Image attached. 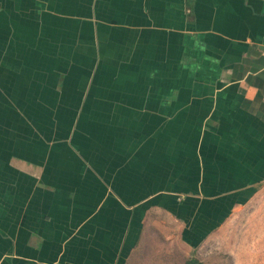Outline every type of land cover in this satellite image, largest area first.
Returning <instances> with one entry per match:
<instances>
[{
	"label": "crops",
	"instance_id": "1",
	"mask_svg": "<svg viewBox=\"0 0 264 264\" xmlns=\"http://www.w3.org/2000/svg\"><path fill=\"white\" fill-rule=\"evenodd\" d=\"M262 184L264 0H0V264H125Z\"/></svg>",
	"mask_w": 264,
	"mask_h": 264
},
{
	"label": "rangeland",
	"instance_id": "2",
	"mask_svg": "<svg viewBox=\"0 0 264 264\" xmlns=\"http://www.w3.org/2000/svg\"><path fill=\"white\" fill-rule=\"evenodd\" d=\"M181 224L166 214L148 215L138 245L125 264H264V184L203 238L189 241Z\"/></svg>",
	"mask_w": 264,
	"mask_h": 264
},
{
	"label": "trees",
	"instance_id": "3",
	"mask_svg": "<svg viewBox=\"0 0 264 264\" xmlns=\"http://www.w3.org/2000/svg\"><path fill=\"white\" fill-rule=\"evenodd\" d=\"M184 264H204V263L195 257H191L186 259L184 261Z\"/></svg>",
	"mask_w": 264,
	"mask_h": 264
}]
</instances>
